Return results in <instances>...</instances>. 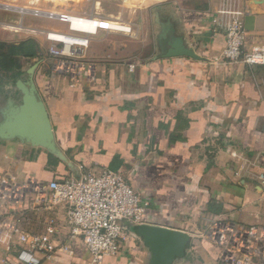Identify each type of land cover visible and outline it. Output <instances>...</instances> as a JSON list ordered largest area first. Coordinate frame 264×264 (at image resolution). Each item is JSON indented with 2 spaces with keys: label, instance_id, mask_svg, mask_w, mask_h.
I'll use <instances>...</instances> for the list:
<instances>
[{
  "label": "crops",
  "instance_id": "obj_1",
  "mask_svg": "<svg viewBox=\"0 0 264 264\" xmlns=\"http://www.w3.org/2000/svg\"><path fill=\"white\" fill-rule=\"evenodd\" d=\"M47 1L0 0V11L21 14L18 19L7 16L12 20L5 27L43 33L24 26L23 13L69 10ZM115 8L118 16L107 14ZM135 8L141 6L126 0H84L76 8L79 15L119 20L133 30L131 35L120 34L130 39L126 44L127 40L119 42L109 37L112 33L95 29L99 32L91 37L85 55L104 63L105 74L96 82L85 79L71 85L50 75L39 58L31 60L38 63L33 81L56 144L72 169L16 139L0 141V178L48 184L76 176L80 167L121 170L148 203L143 224L190 235L187 256L180 264H218L214 246L199 235L201 215L264 225V66L218 59L232 20L242 22L246 50L264 48V0H152L147 8L151 16L141 23L133 16ZM142 27L146 33L135 42ZM54 32L58 33L48 34ZM37 37L43 52L49 43L44 35ZM173 38L182 39L198 59L164 57ZM18 97L13 88L1 87L0 112L8 100ZM23 207L20 226L25 231L42 234L53 222L54 244L65 240L63 206L43 209L31 194ZM72 248V254L35 257L38 264H91L80 242ZM2 258L16 259L13 245L5 240L0 241ZM146 263L143 240L129 227L118 256L105 258L102 264Z\"/></svg>",
  "mask_w": 264,
  "mask_h": 264
},
{
  "label": "built area",
  "instance_id": "obj_2",
  "mask_svg": "<svg viewBox=\"0 0 264 264\" xmlns=\"http://www.w3.org/2000/svg\"><path fill=\"white\" fill-rule=\"evenodd\" d=\"M46 15L57 17L67 30L54 32V36L49 31L41 33L49 44L38 58L50 75L65 78L71 85L85 79L96 82L105 74L103 62L86 58L92 36L99 31L133 34L132 27L119 20L94 15ZM102 22L113 25L105 28ZM91 28L99 31H90ZM224 40L218 58L221 62L264 66V48L245 49L241 21L230 22ZM80 171L76 176L48 184L34 179L0 178V241L13 245L16 258H2L0 264H38L36 255L50 259L55 252L72 254V246L79 242L88 252L91 264H102L105 258L118 256L129 227L143 224L148 203L134 192L121 170L80 167ZM31 194L43 209L63 206L67 236L62 243L54 244L53 222L42 234H32L20 226L24 203ZM199 223V235L214 246L218 264H264V225L245 226L210 213L201 215Z\"/></svg>",
  "mask_w": 264,
  "mask_h": 264
},
{
  "label": "water",
  "instance_id": "obj_3",
  "mask_svg": "<svg viewBox=\"0 0 264 264\" xmlns=\"http://www.w3.org/2000/svg\"><path fill=\"white\" fill-rule=\"evenodd\" d=\"M164 57H188L198 59L196 54L184 46L183 40L173 38L167 43ZM38 63L26 70V79L15 82L17 100H8L7 107L0 112V141L19 140L22 143L44 150L50 156L72 169L56 144L52 123L47 108L40 98L33 81ZM135 234L143 240L147 249L146 264H180L186 256L191 237L186 232L141 224Z\"/></svg>",
  "mask_w": 264,
  "mask_h": 264
},
{
  "label": "rangeland",
  "instance_id": "obj_4",
  "mask_svg": "<svg viewBox=\"0 0 264 264\" xmlns=\"http://www.w3.org/2000/svg\"><path fill=\"white\" fill-rule=\"evenodd\" d=\"M48 2L47 0H36V2ZM84 0H80L79 2H73L72 5H70V2L65 5V6H61V7H66L68 10V12H59L57 11L56 7L54 9V13L56 15L59 14H67L69 13V15H74V16H78L80 13H78L76 11V8L79 7V5L83 2ZM152 0H126V3L128 5H133V4H139L141 6V8L137 9L135 8L133 16L134 18H137V22L141 23V21L146 20L148 18H150V14L148 12V6H150V2ZM55 6V5H54ZM60 9V8H59ZM100 7L97 4L96 6V11H100ZM56 10V11H55ZM61 10V9H60ZM113 12H107V14L112 15V16H118V8L112 9ZM65 11V10H64ZM99 14V13H97ZM129 15V12L127 13ZM131 14V13H130ZM20 12H16V13H12L9 12V10H1L0 11V40H5V41H10L11 43H7V44H18L20 41L22 40H26V39H33L35 40V38H38L37 36L42 35V32H39L38 35H31V34H26V33H21V32H17L14 31L12 29L6 28L4 23H10L12 19L7 18V16L12 17V18H20ZM23 16L25 18L23 25L26 27H34L37 29H42L43 31H49V30H57V31H66V25L65 23H63L62 21H60L57 17L52 16L50 17L49 15L46 14H36L33 12H25L23 13ZM17 21V20H16ZM149 23V22H148ZM145 26V25H144ZM145 27H142L139 31V34L136 37L135 42H141V39L143 38V36L145 35L146 31L144 29ZM41 30V31H42ZM111 36H109L110 38L117 40L119 42H123L121 40H127V42H125L126 44L129 42L130 39L124 38V37H120V34H116V33H112L110 34ZM36 41V40H35ZM3 42V41H0ZM5 43V42H4ZM5 52V50H4ZM35 63V61H31V62H25V61H21L20 63V67H21V72L19 76H15L14 74L15 72H11L10 74H4V73H0V88L3 87L4 85L13 88L15 87V82L17 80L26 79V73L25 71L32 66Z\"/></svg>",
  "mask_w": 264,
  "mask_h": 264
},
{
  "label": "trees",
  "instance_id": "obj_5",
  "mask_svg": "<svg viewBox=\"0 0 264 264\" xmlns=\"http://www.w3.org/2000/svg\"><path fill=\"white\" fill-rule=\"evenodd\" d=\"M40 52L39 44L33 39H26L18 44L0 42V73L10 74L14 71V77L19 76L21 61L30 62L38 58ZM208 209L211 210L210 206Z\"/></svg>",
  "mask_w": 264,
  "mask_h": 264
},
{
  "label": "bare ground",
  "instance_id": "obj_6",
  "mask_svg": "<svg viewBox=\"0 0 264 264\" xmlns=\"http://www.w3.org/2000/svg\"><path fill=\"white\" fill-rule=\"evenodd\" d=\"M50 1H52V2H54V3H56L57 5H60V6H65V5H67L69 2H78V1H80V0H50ZM53 3V4H54ZM93 22H96L97 23V21H93ZM102 24L104 25L103 27H105V28H109V26H111V25H113V24H110V23H106V22H102ZM92 25V24H91ZM93 30H95V29H93V28H91L90 29V31H93ZM55 38V37H54Z\"/></svg>",
  "mask_w": 264,
  "mask_h": 264
}]
</instances>
